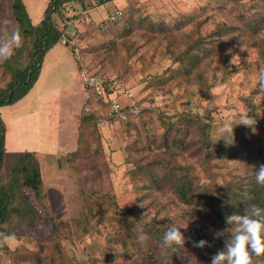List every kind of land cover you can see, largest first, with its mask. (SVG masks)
Wrapping results in <instances>:
<instances>
[{
    "label": "rangeland",
    "instance_id": "1",
    "mask_svg": "<svg viewBox=\"0 0 264 264\" xmlns=\"http://www.w3.org/2000/svg\"><path fill=\"white\" fill-rule=\"evenodd\" d=\"M24 1L32 24H38L47 0ZM12 2L0 0V31L18 29ZM115 2L86 14L72 4L76 17L66 32L81 31L78 58L56 44L28 94L0 108L6 128L0 183L8 180V163L27 152L43 179L41 199L32 197L35 219L11 217L8 229L16 239L0 247V264H212L208 249L193 246L192 232L205 233L201 219L213 217V205L199 185L211 191L224 190L226 182L232 188L242 180L249 183L255 166L234 154V146L242 138L264 141L258 125H264V93L256 84L264 70V0ZM114 9L122 18L98 32L95 25ZM85 15L93 26L81 21ZM22 37L21 47L0 63V88L12 79L7 63L24 67L28 62L30 39ZM85 73L121 79L141 101L144 115L128 125L91 121L81 128ZM245 114L258 122L254 130L239 124ZM196 118L209 123L206 138L212 147L198 132ZM188 122L187 131H174ZM229 123L233 133L225 137L221 129ZM167 126L181 136L184 150L165 146ZM217 143L234 155L215 154ZM159 160L163 169L184 170L172 173L187 182L188 204L179 198L175 178L151 181L137 168L159 172ZM85 208L87 230L67 239ZM127 209L134 215L133 222L128 220L131 237L116 219ZM173 221L184 227V243L172 254L155 238ZM145 234L142 246L137 237ZM262 262L264 257L253 259V264Z\"/></svg>",
    "mask_w": 264,
    "mask_h": 264
},
{
    "label": "trees",
    "instance_id": "2",
    "mask_svg": "<svg viewBox=\"0 0 264 264\" xmlns=\"http://www.w3.org/2000/svg\"><path fill=\"white\" fill-rule=\"evenodd\" d=\"M113 1L116 0H47L42 20L38 24L33 25L29 18L24 0H13L11 4V12L13 19L18 26L17 30H19L22 36L30 39L31 49L28 52V62L24 67L17 63L15 66L9 65L8 63L6 64V70L12 72V79L4 88H0V108L17 103L33 88L39 78L40 68L46 53L56 44H59L63 36H67L66 25L72 22L76 17L75 12H72L71 10L72 4L78 5L83 13H90L95 8L105 5L106 3H112ZM114 10L109 11L108 14H111ZM69 13H71V15H68ZM121 18L122 14L116 21L107 23L104 29H101L97 25H95L94 28L98 32H104L109 26L116 24ZM88 25L93 26V21H90ZM133 97L135 98L134 95ZM135 100L137 105L141 108L139 116L136 117L129 114L124 121L119 120L118 122H115L109 120V126L115 124L128 125L139 120L144 115L146 109L141 105V101H138L136 98ZM105 112V106L100 103H92L91 113L84 114L82 112L83 115L80 118V127H87L91 121L94 125L97 124L100 118L106 117ZM196 119L197 120L195 121L198 122L197 130L201 134L202 139L205 138L203 141L206 145L209 144V146L212 147V143L208 142V137L206 138L209 130V123L201 122V118ZM256 123L258 124L257 121ZM258 125L261 127L262 133H264V125ZM189 126L190 122L184 125V128L182 129L174 128V131H187L186 128ZM5 131V124L0 116V172L4 165ZM172 131V126L166 127L167 139H165V146L172 145L177 150H184L181 136H177L178 134L175 132L172 133ZM80 134L77 137V142L81 141ZM182 136L184 138L185 135ZM213 147H216L215 154H221L222 157L225 155H230L231 157L234 154L240 153L241 156L243 155L244 157H247L249 162H251L250 164L255 167L251 168L252 174L251 178L248 180L249 183H246V180H242V182L235 186L236 188H232L233 183L230 182H226L223 185L225 187L224 190L221 189L222 187H218L217 189L211 188V191H209L207 188L204 189L203 186L199 185L203 194L209 196L210 202L213 205V217L206 216L204 219L205 221L201 219L199 229H205V233L198 234L197 232H192V236L193 244L200 240L208 242L209 246H205L202 249L195 247L200 252H204L208 249L211 252V255L208 256V258H212V256L219 250H225V242L232 236V225L226 223V216L232 214L243 215L245 209H250V206L253 204L264 208V187L259 186L255 181L257 168L259 165L264 164V141L249 143L245 138H242L240 142L234 146L236 150L234 151L235 153H231L230 150L224 152V147L222 145L218 146V143L216 146L213 145ZM78 155L79 153L77 152L76 156ZM129 155L132 156L130 153L128 156ZM158 163L159 168L157 166L156 169H159V172L152 170V168H149L148 166L139 165L137 168L139 171L144 170V175L151 181L156 182L159 176L164 178L163 180L168 179L170 176L171 178H175L177 181V186H175V188L178 191V196L183 202L188 204L191 199L188 197L187 182H184V179L182 178L174 177L172 173V170L174 169L181 174L184 170L181 166L169 167V165L165 166L163 169V160H159ZM8 168V180L5 183H0V233L4 234H12L8 229V226L10 219L13 216H17L19 219L28 222L35 219L37 213L36 208L32 204V197L35 200H40L43 188L40 167L35 161L32 153L27 152L15 156L12 161L8 163ZM170 168L171 174L167 172ZM165 169H167L166 172L164 171ZM131 211L132 210L130 209L122 210L119 211L116 216V219L119 222L124 223L125 231L129 234V237L134 234V232L132 233L133 228L128 222V220H131V222L134 221V215ZM88 212L89 210L85 208V211L81 213V217L73 221L67 239H70V236L72 237V235L79 237V234H84L85 229L87 230L88 228L86 222L89 217L87 215ZM166 230L167 229H164L156 236L155 239L158 240L159 244L161 243ZM175 248L176 246H174V249ZM167 251L172 253V250L167 249ZM261 264H264V262Z\"/></svg>",
    "mask_w": 264,
    "mask_h": 264
},
{
    "label": "clouds",
    "instance_id": "3",
    "mask_svg": "<svg viewBox=\"0 0 264 264\" xmlns=\"http://www.w3.org/2000/svg\"><path fill=\"white\" fill-rule=\"evenodd\" d=\"M22 39L19 30L4 29L0 31V63L11 58L15 50L21 47ZM256 84L259 91L264 93V70L257 73ZM239 124L254 130L256 120L245 114L240 117ZM221 131L225 137H231L233 125L226 124ZM255 181L259 186L264 187V164L257 168ZM225 221L228 225H232V236L225 242V250H219L212 256V264H253L254 258L264 257V208L253 204L250 209H245L243 215L232 214L226 216ZM181 228L184 227L180 222L173 221L168 224L160 248L173 250L174 246L183 245L184 237L180 231ZM134 231L136 230L134 229ZM15 239V234L0 233V246ZM147 239L146 234L137 237L138 243L142 246ZM193 246L202 249L209 245L207 241L200 240L194 242Z\"/></svg>",
    "mask_w": 264,
    "mask_h": 264
},
{
    "label": "built area",
    "instance_id": "4",
    "mask_svg": "<svg viewBox=\"0 0 264 264\" xmlns=\"http://www.w3.org/2000/svg\"><path fill=\"white\" fill-rule=\"evenodd\" d=\"M120 17V11L115 9L111 14L106 15L97 26L104 29L107 23L116 21ZM81 21L89 24L91 19L85 15ZM80 36L81 31L75 30L70 34L67 33V36H63L60 40L61 45L68 46L72 50L74 59L78 58V40ZM82 84L84 86L82 106L84 114L91 113L92 103H100L105 106L106 117L100 118L97 122L98 125L105 126L109 120L115 122L124 121L129 114L136 117L139 116L141 108L137 105L132 93L121 79L85 73L82 75Z\"/></svg>",
    "mask_w": 264,
    "mask_h": 264
},
{
    "label": "crops",
    "instance_id": "5",
    "mask_svg": "<svg viewBox=\"0 0 264 264\" xmlns=\"http://www.w3.org/2000/svg\"><path fill=\"white\" fill-rule=\"evenodd\" d=\"M118 1V0H117ZM115 2V1H114ZM24 3H25V1H24ZM115 3H117L118 4V2H115ZM47 4V3H46ZM26 5V4H25ZM26 9H27V6H26ZM43 15V14H42ZM92 20V19H91Z\"/></svg>",
    "mask_w": 264,
    "mask_h": 264
}]
</instances>
